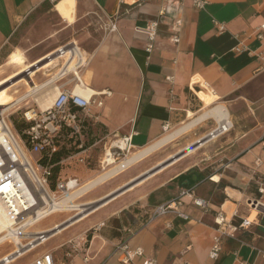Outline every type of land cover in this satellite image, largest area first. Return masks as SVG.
I'll list each match as a JSON object with an SVG mask.
<instances>
[{"label": "crops", "instance_id": "0c3cea01", "mask_svg": "<svg viewBox=\"0 0 264 264\" xmlns=\"http://www.w3.org/2000/svg\"><path fill=\"white\" fill-rule=\"evenodd\" d=\"M58 1L0 0V52L39 7L49 6L59 15L55 9ZM57 8L65 15L64 9ZM95 11L114 21L117 31L90 47L72 41L88 57L81 71L84 82L92 90L111 92L103 97L102 107L94 105L89 111L92 117L86 124L103 132L100 140L87 142L90 159L102 160L103 151L97 152L94 146L106 138L123 139L128 151L125 157L157 142L170 126L187 119L195 95L203 106H210L205 112L222 106L235 124L246 114H252L253 121L248 130L235 128L220 139L216 154L226 157L220 164L208 169L203 158L184 168L168 169L146 192L127 193L110 203L106 218L88 234L87 244L69 263L124 264L114 247L126 241L158 264H264V255L257 251L264 246V37H258L264 23V0H207L203 9L194 8L190 0H76L70 13L76 21ZM152 20L158 25L154 47L147 52L145 29ZM176 20L180 26L174 30ZM52 51L33 60H27L25 51H12L19 52L22 65L11 63L10 52L6 63L18 66L21 76L11 85L28 83L22 78L23 70L39 64ZM47 63L36 69L40 76L32 78L35 70L30 79L39 86L36 92L40 88L50 102L56 94L54 87L63 80L44 83L57 70L55 63ZM37 99L40 104V96ZM208 116L214 117L217 126V115L204 118ZM94 171L84 172V179L94 177ZM139 175L117 188L136 181ZM182 188L190 189L191 194L181 197L180 203L175 201V209L153 215L158 205L178 199ZM195 197L205 199L208 207L195 205ZM250 201L259 204L253 207ZM220 210L232 223L242 218L252 223L224 236L218 257L212 259L214 217ZM131 264H143V258L136 256Z\"/></svg>", "mask_w": 264, "mask_h": 264}, {"label": "rangeland", "instance_id": "374dc122", "mask_svg": "<svg viewBox=\"0 0 264 264\" xmlns=\"http://www.w3.org/2000/svg\"><path fill=\"white\" fill-rule=\"evenodd\" d=\"M56 4L57 3H55V9L63 19L59 15H57L53 9H49V6L39 7L34 12L32 18H30L28 22H26L16 30L11 38L10 43H8L6 47L2 49V51L0 52V87H4L2 85L12 83L15 79L20 78V73H18L17 71L19 67L15 65H7L6 63L9 53L15 51L16 49H20L22 50V52L25 51L27 60H33L35 57L45 52L47 53L50 50H54L63 43H70L74 40L83 47L93 46L104 36L117 31V29H110V19L100 12H89L86 17H79L75 21V17L71 15L72 12L69 14V19L61 13ZM13 72H16V75L5 81V79L9 77V75ZM37 72L38 71L36 70L34 72V75L32 76L34 80L35 76L38 77L41 74ZM22 75L25 74L22 73ZM34 80L28 78V83L22 81L18 84L11 85L10 87H8V89L5 90V93L9 96H12V98H17L28 90L29 85L32 84L31 82ZM40 90L41 89H38L36 93L27 96L21 102L17 104L14 103L15 105L12 104L11 106H7L0 111L2 114V111L6 109L3 113V116L5 117V120L10 124V127L18 133H21L20 130H23L29 125V123L22 118L23 111L30 107L37 108L40 106L37 97L43 96L44 94V91ZM52 99L53 98L51 97V101ZM216 104H220V102L215 103V105ZM94 105L95 104H93L91 108ZM191 108L193 111L191 113H188L187 119H183V121L170 126L167 133H173L172 131L180 129L179 126L194 120L200 114L208 110L210 106H203V103L195 95V99L192 100ZM89 111L86 115L80 114L81 122L79 124L78 131H74V133H71L70 129L63 128L61 130L60 136L55 139V151H57V149H63L64 151H66V155L62 156L57 162H50L49 160L50 163H53V167L56 164L59 165L58 173L55 179H52L51 177L54 184L58 179H66L70 177L78 179L79 186L74 188V190L71 191L68 196L61 198L62 200L67 199L66 197L69 198L71 195H73L72 198H69V202L67 203L71 208H62L61 211H56L57 213L54 212L55 214L52 213L53 215H48L46 219L39 221L35 225H29L24 228V230L28 231V233L27 235H24V237H22V245L18 243V245L16 244L17 246L15 247L10 239L3 241V243L0 244V258L1 256L7 254V252H14L15 249H17V251L12 255H18L20 251H26L22 256L18 257L15 261L9 264H26L35 256L45 251H51L57 262H60L62 264H70L69 261L72 256L81 252V248H83L87 244L88 234L106 218L108 212L107 209L111 207V204L114 203L116 199H119L127 193H134V191L140 194L146 192L145 190L149 188L148 186L157 184L160 175H162L168 169L184 168L187 165L195 163L196 161L200 162L203 158H205L203 162L208 164L209 166L208 169H211V167L220 164L223 160L226 159V157L221 158L220 154H216V148L220 145V139L226 136V134H228L230 130H234L235 128H239V132L248 130L252 126L251 124L253 121L251 120L253 118L252 114L241 115L242 118L240 119L239 124H235L232 121V117H230L229 120L232 121V126L229 128V130L224 133H220L214 138H210L207 135L209 134L208 132L210 130L215 128L216 120L214 119V117L208 116L203 120L195 123L191 127L180 131L179 133L174 135V138L172 137L170 141L163 145L161 144L162 146H158L157 149H154L142 159L130 163L129 165L118 170L103 181L93 185L83 192H80L77 190L79 187L94 179L105 170L112 168L116 164L120 163L125 155L128 154L125 145V150L123 151H119L117 147H114V140L118 137H112L100 141V143L97 146H94V148L97 152H102L105 151V147L108 145L110 147L107 148L113 147L114 150L112 151L115 156V163L103 169V164L101 161L99 162L98 157L92 160L87 156V142L100 140V136L103 135L102 130L97 129L98 125H96L97 128L95 129L93 125L86 124L88 122V119L92 117V115L90 116ZM242 112L243 111H241V113ZM15 123L18 124L20 129H17L15 127ZM20 136L24 138L22 135ZM203 136L204 138H207V140L203 144L201 143L200 146L197 145L195 147L190 146L189 149H194L189 153L188 151L183 153V149L186 146L195 143L199 138ZM122 152L124 154H121ZM176 153L183 154L173 161L169 162L165 166L159 168L156 171L157 173L151 174V176L148 175V178L145 177L146 179L143 178L139 180L137 183L130 185L127 189L121 192H119L120 190L113 192L115 189H117V187L127 182L132 177H135L136 175H139L140 173L155 167L166 159H170V157H172V155ZM80 158L82 159V161L79 160ZM42 160L43 162L47 161V159H45L44 157ZM90 169L95 170L94 177L86 180L84 179L83 173L90 171ZM51 182L52 181H50L49 186ZM108 193L112 194H110L106 198H102L105 197L104 195H107ZM77 206L80 209H84V211H82L78 215H76V212H78ZM79 215H85V217L78 223L67 227L59 234L50 237L46 241H43L42 244L37 245L31 250L27 249L30 245H33L38 241V239H36L35 241H31L29 244H25L30 238H32V235H29L30 233L47 229L54 226L55 224H61V226H63L69 221L77 218ZM36 234L38 233H34L35 238ZM18 249L20 251H18ZM0 264L6 263L5 261H0Z\"/></svg>", "mask_w": 264, "mask_h": 264}, {"label": "built area", "instance_id": "2783aa9c", "mask_svg": "<svg viewBox=\"0 0 264 264\" xmlns=\"http://www.w3.org/2000/svg\"><path fill=\"white\" fill-rule=\"evenodd\" d=\"M190 2L194 8L203 9L207 0H190ZM110 24L111 30L116 29V25L112 20H110ZM157 25V20H152L146 25L145 30L148 39L145 50L147 52H150L154 47ZM179 26L180 20H176L172 25V29L177 30ZM263 33L264 23L260 25L258 37L263 38ZM178 39L176 35L173 37L175 42ZM52 54V59L54 60L52 63H55L57 70L54 76L44 83L57 80H63V82L60 86L54 87L56 94L50 106L43 109L38 105L39 107L37 108L30 107L25 109L22 113V118L29 125L21 130V133L11 127L10 129L3 119L4 117L0 119L4 137L0 141V204L6 209L13 221L23 219L27 213L34 210L39 198H41L39 189L43 190L54 201L68 196L74 188L79 186L78 179L70 177L58 179L55 181V188L53 190L49 188L53 169V163H50L49 160L56 150L55 139L60 136L63 128L70 129L71 133L78 131L81 122L80 113L86 115L93 104L102 107L103 97L111 93L107 89L100 91L91 90V87L84 82L81 71L87 65L88 57L84 55L75 42L57 47ZM31 83L32 85L36 84L33 81ZM69 85L71 86L69 87ZM46 94L48 95V92ZM43 157L47 159L46 162H43ZM79 160L82 161L81 158ZM185 194H191V190L180 189L178 199L160 204L155 208L153 215H161L175 209V201L180 203V198ZM193 202L204 209L208 207V202L203 198L195 197ZM258 204L259 202L257 201L249 202V205L253 207H257ZM262 208L264 215L263 203ZM176 212L183 217H187L179 210H176ZM251 223L252 220L249 218H242L238 223H232L226 219L221 210L218 211L214 217L216 234L213 236V244L209 250V256L212 259L217 258L222 238L224 236H232L236 230L247 228ZM42 234L43 232L40 233V235ZM257 251L264 255V246L257 249ZM114 253L124 264H131V261L136 256L143 258V264H158L154 259L144 257L143 250L140 247L131 248L126 241L116 243ZM83 259L87 260V257L84 256ZM26 264L62 263L57 262L51 251H45ZM240 264L246 263L241 262Z\"/></svg>", "mask_w": 264, "mask_h": 264}, {"label": "bare ground", "instance_id": "6f19581e", "mask_svg": "<svg viewBox=\"0 0 264 264\" xmlns=\"http://www.w3.org/2000/svg\"><path fill=\"white\" fill-rule=\"evenodd\" d=\"M75 1L76 0H59L58 3H57V6L59 8L65 10V17H67L69 19H70L69 13L72 10V5H73V3H75ZM52 52L48 53L43 58V61L40 62L39 64L38 63H34V64L26 67L23 70V74H25V75H22V78L28 80V78L29 79L31 78L33 72L36 69H38V67L40 65H42V63L45 64L48 60H50V61H48L47 64H50V63L54 62V60L52 59L53 58ZM9 59H10L11 63H13L15 65H22V63L24 62V60L20 56L19 52H12L10 54V56H9ZM20 78H21V76H20ZM16 80H18V79H15L13 82H15ZM7 85H11V83H8L6 85H2L4 87H0V111L2 109H4L5 107H7V106H11L14 103L17 104V103L21 102L23 99H25L27 96L36 93V89L39 87V86H35V85H31L30 84V88L27 91V93H25V94H23L21 96H18L16 99H13L12 97H10L9 95H7L5 93V90H6L5 86H7ZM47 100H49V98L46 97L45 94H43V96H40V107L41 108L45 109V108H48L50 106L51 100H50V102H48ZM8 108H10V107H8ZM5 110L2 111V114L0 112V114H1L0 115V119H2L4 117L3 113H4ZM211 114L217 115L219 123L217 124V126L214 129H212V130H210L208 132L209 133L207 135L208 137L214 138L217 135H219L220 133H224V132L228 131L229 128L232 126V123L229 120V118L227 116V112L224 109V107H222V106L215 107V108L205 112L203 115L197 117L196 119L190 121L189 123L184 124L182 127H180V129H178L176 131H172L173 133H167L166 135H164L157 142L150 144L149 146L145 147L144 149L139 150V151L131 154L128 157H125L120 163L116 164L112 168H109V169L105 170L103 173H101L100 175L96 176L94 179H92V180L88 181L87 183L83 184L77 190L80 191V192L81 191L83 192V191L89 189L93 185L103 181L104 179H106L107 177L111 176L112 174H114L118 170L124 168L125 166L129 165L133 161L138 160V159L142 158L143 156L149 154L151 151L156 149L161 144L169 141L172 137H174V135H176L180 131L191 127L197 121H199L202 118H204L205 116L211 115ZM3 119L5 120V117ZM6 123H7L8 127L10 128V124L7 121H6ZM3 139H4V137H3V133H2V130H1V126H0V141H2ZM114 147H118V148L124 150L125 148H124L123 139H116ZM193 149H189L188 153L191 152ZM101 158H102L101 161H102V164H103V169H105L108 166L112 165L116 161L114 153L112 151V148L105 149L104 155ZM117 189H115L113 192H116ZM39 191H40L39 194H40L41 198H39V200L37 202V206L34 208L33 211H31L30 213H27L25 215V217L23 219L19 220V221L18 220H14L13 221L9 217L6 209L0 204V244L3 243L4 240L10 239L15 247L18 245V243L20 245H22L23 243H21V239H22V237H24V235H27V233H28V231L24 230V228H26L29 225H31V226L35 225L39 221H42V220L46 219V217H48V215H50V214H52V213H54L56 211H61L62 208L69 207V205L67 203L69 202V198L73 197V195H71L69 198L66 197L67 199H63V200L59 199V200L52 201L45 194V192L43 190L39 189ZM110 194H112V193H108L107 195H104L105 197H102V198H106ZM74 206H76V205H74ZM69 208H71V207H69ZM72 208H73V206H72ZM82 211H84V209H80L78 207V212H76L77 213L76 215L80 214ZM84 217H85V215H79L77 218L69 221L68 223H66L63 226H61V224H55L54 226L49 227L47 229H43V230H40V231H36V232L30 233L29 235H32V238H30L28 240V242H26L25 244H29L31 241H35L36 239H38V241L36 243H34L33 245H30L27 249L31 250L32 248L36 247L37 245L42 244L43 241H46L50 237H53V236L59 234L60 232L65 230L67 227L78 223ZM42 232H43V234L40 235V233H42ZM34 233H38V234H36V238L34 237ZM16 251H17V249H15L14 252H11V253H8V254H5V255L1 256L0 261H2V262L5 261L6 264H9V263L15 261L18 257L22 256L26 252V251H24V252L20 251L18 249V251H20L19 254L18 255H12L13 253H16Z\"/></svg>", "mask_w": 264, "mask_h": 264}, {"label": "water", "instance_id": "95a60500", "mask_svg": "<svg viewBox=\"0 0 264 264\" xmlns=\"http://www.w3.org/2000/svg\"><path fill=\"white\" fill-rule=\"evenodd\" d=\"M206 140H207V138H204V137L198 139L195 143H193V144H191V145H189V146H186V147L183 149V150H184L183 153L187 152V151L189 150L190 146L195 147V146L201 144L202 142H204V141H206ZM194 144H195V145H194ZM193 147H191V148H193ZM183 153H180V154L176 153V154L172 155V157H170V159H166V160L162 161V163L156 165L155 167H153V168H151V169L145 171V172L142 173L141 175H139V177H137L138 179H137L136 181H134V182L131 181L132 183H127V184H129V185H123V186L121 187V188H123V189L119 188V189H117V190H120L119 192H121V191L127 189L130 185H133V184H135L137 181H139V180H141V179L147 177L148 175L154 173V172L157 171L159 168L165 166V165L168 164L169 162H171V161H173L174 159L178 158V157H179L180 155H182ZM110 198H111V197H110ZM107 200H108V199H107Z\"/></svg>", "mask_w": 264, "mask_h": 264}, {"label": "trees", "instance_id": "16d2710c", "mask_svg": "<svg viewBox=\"0 0 264 264\" xmlns=\"http://www.w3.org/2000/svg\"><path fill=\"white\" fill-rule=\"evenodd\" d=\"M15 125V127L17 128V129H20L19 128V126H18V124H14ZM21 131V130H20ZM64 155H66V151H64L63 149H60V150H58V151H55L53 154H52V157H51V159H50V162H57V161H59V159L62 157V156H64ZM46 159V158H45ZM45 161V160H44ZM58 168H59V165L58 164H56V165H54V167H53V169H52V179H55V177H56V175H57V173H58ZM51 179V184H50V186H49V188L50 189H54L55 188V184H54V182H53V180ZM55 181V180H54Z\"/></svg>", "mask_w": 264, "mask_h": 264}]
</instances>
